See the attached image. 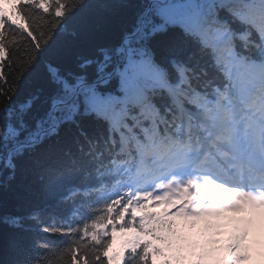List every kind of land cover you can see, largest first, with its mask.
Instances as JSON below:
<instances>
[{"label":"snow or ice","instance_id":"snow-or-ice-1","mask_svg":"<svg viewBox=\"0 0 264 264\" xmlns=\"http://www.w3.org/2000/svg\"><path fill=\"white\" fill-rule=\"evenodd\" d=\"M93 7L130 19L94 54H73L57 38ZM21 77L32 80L26 95ZM89 165L97 183L64 200H92L90 215L41 226L68 239L47 264L253 260L251 238L264 232V0H0V188L21 169L47 186L91 176ZM161 204L175 211H148ZM21 219L3 222L18 230ZM226 227L220 245L213 237ZM197 229L202 241L190 235ZM129 233L127 255L113 254L116 236ZM24 243L8 237L7 264H31L20 259Z\"/></svg>","mask_w":264,"mask_h":264},{"label":"trees","instance_id":"trees-1","mask_svg":"<svg viewBox=\"0 0 264 264\" xmlns=\"http://www.w3.org/2000/svg\"><path fill=\"white\" fill-rule=\"evenodd\" d=\"M67 2L70 3L71 0H67ZM87 2L95 5L103 3L104 0H87ZM146 2L147 0H130L134 7ZM129 19L128 13L111 15L104 14L95 7L85 9L74 18L65 31L61 32L57 42L58 44L68 43L73 54L92 55L98 47L115 40L119 30L128 23ZM85 21L93 24L90 32L82 33L74 39L68 35L74 27ZM57 62L62 68L68 66L63 59ZM21 82L25 85L22 95H26L29 91L27 85L31 84L32 80L30 78L28 81H24L21 77ZM43 99L42 96L37 110L43 106ZM87 170L92 172L91 176L86 177L85 173L81 171L66 179L58 180L53 177L45 186V182L35 174H27L21 169L17 173V181L14 184L0 188V264H7V261L12 258L6 241L13 232L18 233L25 241L20 259H27L31 264H47L49 260L67 247V238L46 234L41 231V226L49 224L82 225L89 217L91 209L88 205L92 203L91 200L85 201L87 199L83 196L68 201L64 200V196L70 190L87 186L90 182L94 184L97 181L96 173L91 165ZM25 189L27 194L21 195L22 190ZM13 214L22 218L21 229H10L3 222V217ZM32 214H35L36 219L30 218ZM45 243L49 245L47 249L43 247Z\"/></svg>","mask_w":264,"mask_h":264},{"label":"rangeland","instance_id":"rangeland-1","mask_svg":"<svg viewBox=\"0 0 264 264\" xmlns=\"http://www.w3.org/2000/svg\"><path fill=\"white\" fill-rule=\"evenodd\" d=\"M237 214V213H236ZM240 214V213H238ZM227 231L230 230V227H226L225 228ZM133 234L129 233V234H124V235H117L116 238L113 241V246L111 249V252L113 254L118 253L120 251H128V249H125V241L127 239H129ZM113 264H115V261L113 262ZM157 264H159V258H157Z\"/></svg>","mask_w":264,"mask_h":264},{"label":"bare ground","instance_id":"bare-ground-1","mask_svg":"<svg viewBox=\"0 0 264 264\" xmlns=\"http://www.w3.org/2000/svg\"><path fill=\"white\" fill-rule=\"evenodd\" d=\"M89 199L85 200V201H88Z\"/></svg>","mask_w":264,"mask_h":264}]
</instances>
